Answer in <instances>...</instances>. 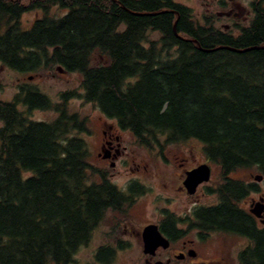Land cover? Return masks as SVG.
Returning <instances> with one entry per match:
<instances>
[{
    "label": "trees",
    "instance_id": "16d2710c",
    "mask_svg": "<svg viewBox=\"0 0 264 264\" xmlns=\"http://www.w3.org/2000/svg\"><path fill=\"white\" fill-rule=\"evenodd\" d=\"M30 11L43 14L24 27ZM0 62L20 73L79 72L83 89L53 102L23 82L11 101L0 98V264H77L107 211L143 193L92 179L100 171L87 142L72 135L86 130L69 110L76 96L142 145L202 142L222 178L210 189L218 203L199 206L195 225L246 237L239 264H264V225L241 205L260 184L232 176L251 167L264 176V7L242 32H224L175 0H0ZM34 109L59 115L40 121ZM102 250L113 249L100 247L94 264L112 260Z\"/></svg>",
    "mask_w": 264,
    "mask_h": 264
},
{
    "label": "rangeland",
    "instance_id": "374dc122",
    "mask_svg": "<svg viewBox=\"0 0 264 264\" xmlns=\"http://www.w3.org/2000/svg\"><path fill=\"white\" fill-rule=\"evenodd\" d=\"M198 11L202 12L199 8L193 11L194 19L197 22L203 23L201 14ZM51 13L62 15L63 10L55 6L51 9ZM42 14V11L25 13L22 16L23 26L29 27L35 17ZM159 36L158 32L151 34L152 38H158ZM0 80L4 84L3 89L0 90V98L7 101L13 99L23 82H28L32 86L38 87L49 95L53 102H60L62 93L66 91H83L81 87V73L68 72L52 65L41 67L35 72L20 73L6 67L0 62ZM69 110L70 112H77L80 122L84 121L86 125V130L83 132L75 131L72 135L83 137L86 140L90 151L89 160L91 163L107 173H114L115 176L112 177L113 182L123 188L125 186L124 181L135 175L131 171H129L128 175H124L123 166L118 165L113 168L110 162H104L98 156L101 132L98 120L101 121L100 117L103 119H107V117L102 114L95 104L86 102L79 96L73 97L70 100ZM58 115L59 112L53 109H34L31 111L32 118L40 121L51 122ZM123 137L122 145H127V151H131V153L128 154L127 152L121 160L126 159V157H132L145 164L141 173L135 177L141 179L148 188V193L139 199L137 198L138 201H135L132 206L126 208L123 212L116 213L108 210L101 223L95 229L90 241L86 245L81 246L77 252L75 256L77 264H94L98 249L102 246H109L113 249L111 253L102 250L101 256L104 258L114 255L108 264H146L148 255L143 251L144 244L141 236L143 227L149 222L158 223L159 213L164 210L166 205L171 206L178 213H182V211H186L194 206L193 202L195 200L200 205H214L219 201L217 193L208 191V189L215 188L222 178L221 166L216 162H213V179L207 182L206 186L201 188L195 196L190 197L184 202L178 200L172 204L165 200V197L175 195L172 186L175 185L178 176L174 172H180L179 168L175 170L173 167V163L176 164V157H187V166L208 159L202 142L197 139H188L166 143L165 139L161 138V140L154 144L142 145L136 140L131 131H125L122 134ZM119 171H122L121 174H119ZM25 174H28V172H25ZM25 174H23L24 177H26ZM257 174H260L257 169L251 167L238 169L233 172L232 176L245 181H255L254 177ZM92 179L98 182V176H94ZM258 183L260 184V191L251 194L241 204L247 209L250 208L252 203L260 201L261 197H264V178L258 181ZM165 184L167 186H164ZM126 222H128L129 228L125 227ZM259 224L263 225L260 222ZM188 231H190V238L201 239V231L197 228ZM248 244L249 239L246 237L232 233L212 231L208 239L198 242L196 246L198 250L197 258L189 257V260L178 261L174 264H239V251ZM178 247L179 243L173 245V249L175 250ZM162 256H155L154 261L160 258L162 260L166 259V257L163 258Z\"/></svg>",
    "mask_w": 264,
    "mask_h": 264
},
{
    "label": "flooded vegetation",
    "instance_id": "af4514ba",
    "mask_svg": "<svg viewBox=\"0 0 264 264\" xmlns=\"http://www.w3.org/2000/svg\"><path fill=\"white\" fill-rule=\"evenodd\" d=\"M176 3L186 6L187 8L191 9L192 12L195 11V9L201 10L202 12L198 11L201 14V18L203 20V23L207 21H212L213 25L215 27H218L224 32H242L244 29L248 28L255 16V12L257 7L260 5V8L264 7V0H183V1H177ZM190 3V4H189ZM135 13V12H134ZM194 14V13H193ZM202 23V22H199ZM101 121L98 120L100 126H101V132H100V151L98 152L99 158L104 162H110L111 166L115 168L118 165L123 166V170L125 171L124 175H128L129 171L133 173V175L137 176L139 173H141V170L143 168L142 162L138 161L136 158L132 157H126V159L121 160L124 155L127 154V145H122V134L125 131L129 130H123L119 127V125L114 121L113 119H103L101 118ZM128 152V154H130ZM180 159V160H179ZM188 158L187 157H176V164L173 163V167L175 170L179 168L180 172L177 174V180L175 182V185L172 186L173 193L175 195H172L171 197H165V200L172 204L175 203L178 200H181V202H184L185 200L189 199L190 197L195 196L198 191L206 186V183L211 181L213 179L214 174V168H213V161L210 159H207L205 161H198L193 163L191 166H187ZM201 164H208L211 169V177L209 181L202 182L198 188L197 191L193 194H191L186 187L184 181L187 177V172L198 167ZM99 169V168H98ZM98 174V182H101L104 178L110 181L112 184L116 185L121 191H123L127 195H132L134 190H137L138 188H141L143 190V193L140 195H137V197L134 198V201H138V199L143 196L147 195L148 188L144 185V183L139 179L138 177L131 176L128 178V180L124 181L125 186L123 188L119 187L117 184L113 182L112 177H114V173H107L104 170L99 169ZM122 171H119V174H121ZM164 186H167L166 184ZM210 189H208L209 191ZM210 192V191H209ZM138 198V199H137ZM131 203L130 206L133 205ZM194 206H192L190 209H187L186 211H182V213H178L177 211L173 210L171 206L166 205L164 210L159 213V219L158 223L156 222H149L146 225L149 224H157L159 226V230L161 233L170 240V245L167 248L160 247L157 250V253L155 255H148L146 258V264H152L157 260L154 261L155 256H162L164 259V262H168L167 264H174L175 262H180L182 260H189V257L197 258L198 250H197V244L198 242H203L205 239H208L209 233H203L201 232V239L196 240L195 238H190L188 230H193V228L198 227L195 225V211L199 206H210V205H200L197 200L194 202ZM253 204V203H252ZM252 204L250 206V209L252 207ZM129 206V207H130ZM128 207V208H129ZM116 213L119 212L117 209H110ZM179 216V217H178ZM257 216V215H256ZM258 222H262V219L257 216ZM125 225L126 228H129L128 222ZM145 225V226H146ZM144 226V227H145ZM143 227V229H144ZM163 227L166 228V230L170 233H166L163 231ZM181 231L179 233V231ZM199 230V229H198ZM143 231V230H142ZM201 231V230H200ZM140 234V233H138ZM142 236V234H141ZM143 240V238H142ZM175 243H179L178 249H173V245ZM195 252V255H191V252ZM181 255L182 258H178L177 256Z\"/></svg>",
    "mask_w": 264,
    "mask_h": 264
},
{
    "label": "water",
    "instance_id": "95a60500",
    "mask_svg": "<svg viewBox=\"0 0 264 264\" xmlns=\"http://www.w3.org/2000/svg\"><path fill=\"white\" fill-rule=\"evenodd\" d=\"M175 23L174 27L176 29ZM258 48L252 47V48H246L245 50ZM234 49V48H232ZM241 51V50H238ZM244 51V50H242ZM211 177V169L208 164H201L198 167L190 170L187 172V177L184 181L186 187L188 188L189 192L191 194L195 193L197 191L198 186L205 181H209ZM256 181H261L264 176L262 174L255 175ZM251 212H253L255 215L260 217L262 219V222L264 223V197H261L260 201H257L252 204ZM142 238H143V244H144V253L148 255H155L157 253L158 248L163 247L167 248L170 245V240L167 239L159 230V226L157 224H149L146 225L142 231ZM191 255H195V252H191ZM178 258H182L181 255L177 256ZM168 263V262H167ZM163 260H157L152 264H167Z\"/></svg>",
    "mask_w": 264,
    "mask_h": 264
}]
</instances>
